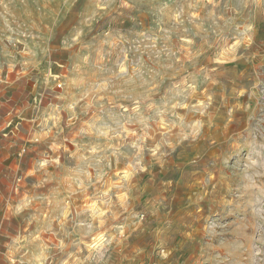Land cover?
<instances>
[{
  "label": "rangeland",
  "instance_id": "374dc122",
  "mask_svg": "<svg viewBox=\"0 0 264 264\" xmlns=\"http://www.w3.org/2000/svg\"><path fill=\"white\" fill-rule=\"evenodd\" d=\"M0 140L5 263L264 264V0H0Z\"/></svg>",
  "mask_w": 264,
  "mask_h": 264
},
{
  "label": "crops",
  "instance_id": "0c3cea01",
  "mask_svg": "<svg viewBox=\"0 0 264 264\" xmlns=\"http://www.w3.org/2000/svg\"><path fill=\"white\" fill-rule=\"evenodd\" d=\"M0 149H3V151H7L8 154L10 155L11 152H13L15 148L13 147V143L12 142H7L5 140L4 141L0 140ZM8 159H10V158H8ZM10 175H11V169L9 167H7V169L5 170V173L0 170V180H1L2 177H6L7 178L8 184L6 186H7L8 189H11V176ZM2 188L3 187H1V184H0V193H1ZM0 197H1V194H0ZM9 243L10 244L5 245L3 243L2 235H0V264H9V263H5L7 254L4 253V247L5 246H9V247H12V249L15 248V245H14V242H13L12 239H11V241Z\"/></svg>",
  "mask_w": 264,
  "mask_h": 264
},
{
  "label": "bare ground",
  "instance_id": "6f19581e",
  "mask_svg": "<svg viewBox=\"0 0 264 264\" xmlns=\"http://www.w3.org/2000/svg\"><path fill=\"white\" fill-rule=\"evenodd\" d=\"M99 240H100L99 238L93 237V239L91 240L89 245L91 247H93V246L97 245V242H99Z\"/></svg>",
  "mask_w": 264,
  "mask_h": 264
}]
</instances>
